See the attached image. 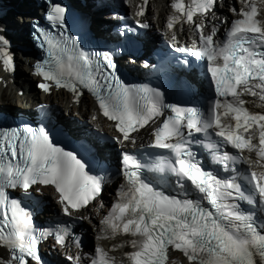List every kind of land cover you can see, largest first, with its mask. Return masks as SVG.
<instances>
[{"label":"snow or ice","instance_id":"obj_1","mask_svg":"<svg viewBox=\"0 0 264 264\" xmlns=\"http://www.w3.org/2000/svg\"><path fill=\"white\" fill-rule=\"evenodd\" d=\"M240 3L239 10L231 9L239 18L231 22L222 42L216 40L214 25L208 30L203 20L194 19H207L216 0H174L171 5L179 15L169 19L168 28L173 29L183 19L194 26L199 37V44L194 41L191 48L176 47V51L192 52L209 62L215 93L222 98L212 102L208 116L195 108L165 105L163 96L154 90L124 86L108 52L89 55L79 50L71 37L57 39L42 34L48 59L38 65V74L52 83H41L39 87L46 92L53 85L66 87L78 95L82 94L79 90L87 89L95 96L103 115L117 122L123 141L134 142L133 132L163 117L165 108L170 109L171 115L154 132L152 146L175 154V164L170 168L179 178L177 186L184 198L166 195L145 182L140 175V162L125 154L122 165L127 186L118 190L116 201L102 221L105 231L110 230L113 235L139 237L129 242L134 249L125 254L129 264H176L170 260V251L182 253L188 264H258V260L264 264V228L235 202L254 205L257 198L264 202V113L250 112L242 99L249 95L264 103V7L258 9L256 0ZM49 4V18L62 27L65 8L52 0ZM260 4L264 5V0ZM146 6L144 0L136 15H143ZM172 39L175 41L176 37L173 35ZM3 45L0 39V62L10 71L12 56ZM229 116L234 125L225 123ZM209 129L235 149L256 153L261 171L251 172L247 194L239 183L218 179L195 159L189 138L194 133L207 135ZM208 147L214 149L216 145ZM233 159L226 152L216 157L218 163ZM184 180L203 194L210 207L199 199L187 198ZM34 185L53 186L67 216L86 208L102 192V180L89 175L85 164L72 152L56 146L43 129L29 128L23 134L17 130L0 133V247L10 250V257L0 258V264H30L28 257L40 264V238L33 230L32 217L5 191L20 187L27 192ZM68 236L66 229L57 233V243L63 244ZM75 259L79 264L80 257ZM87 264L116 262L97 247Z\"/></svg>","mask_w":264,"mask_h":264},{"label":"bare ground","instance_id":"obj_2","mask_svg":"<svg viewBox=\"0 0 264 264\" xmlns=\"http://www.w3.org/2000/svg\"><path fill=\"white\" fill-rule=\"evenodd\" d=\"M170 1L171 0H147V6L145 8L143 18L149 20V23L151 24L149 31L158 30L171 38L174 35L177 39H180L184 36V34L190 33L191 26L180 22L175 24L173 29L168 28L167 25L169 19L175 15L170 8ZM230 1L232 2L231 7H229L228 4ZM121 3L130 10V13L136 14L139 10L138 6H142L144 4V0H121ZM241 6L240 0H222L221 2L216 3L213 12L209 14L207 19H205V23L210 22L213 24L217 18L231 16V9ZM17 7L23 11L27 10V6L25 4H19ZM262 7H264V5L260 4V8ZM7 18L11 19V17ZM26 32L27 26L25 25L22 28V34ZM24 68H26V66H24ZM0 77V103H21L22 97L17 94V91L27 85L30 77L22 71L21 74L18 73L13 78V81L10 82V77L3 73L1 66ZM21 78H23L24 81H21ZM243 97L246 98L247 105L250 107H253L254 101L257 102L259 107L262 106L260 104L261 102H258V98L249 97L248 95H244ZM46 100L49 101L50 104L55 105V109L58 110L57 116L63 120H68L73 124H76L77 121H82L88 125L97 126L104 132H109L112 130L111 124L107 123L100 117L98 110L94 106L92 100L86 96L74 98V96L69 94L55 93L47 96ZM144 137L145 135L142 134V132L141 134L136 135L134 146L141 144L144 140ZM124 146V144H121V147ZM247 152L248 159H251L252 154H255V152ZM257 159H255L254 162L250 164V166L254 170L260 171L261 168L257 163ZM115 187L116 184H110L103 194L101 193L102 196L96 200L93 205H90L82 210L79 215L83 217L81 224L83 228H86L87 233V242L84 245L85 251L91 246L95 248L101 247L106 252H108L109 256L114 257L115 262L117 263L121 262L122 260H127L125 254L134 250L130 246L129 242L133 239H139V237H132L131 235L126 234L113 235L110 230L105 231V225L102 223V221L105 219L110 208L112 207V203L117 199ZM119 188H121V186ZM119 188L117 189V192ZM51 206H55V202H51ZM171 259H174L176 264H188L186 257H183L177 253L172 254L170 260Z\"/></svg>","mask_w":264,"mask_h":264}]
</instances>
